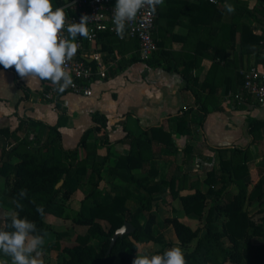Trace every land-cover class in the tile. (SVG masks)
<instances>
[{
    "label": "trees",
    "instance_id": "16d2710c",
    "mask_svg": "<svg viewBox=\"0 0 264 264\" xmlns=\"http://www.w3.org/2000/svg\"><path fill=\"white\" fill-rule=\"evenodd\" d=\"M69 1L71 0H52L53 10ZM116 2L117 0H112L114 5ZM226 3L232 4L235 11L229 13L224 7ZM186 4L197 15L205 16L202 26L197 24L199 27L197 32L202 27L208 37L212 32L214 34L217 32L219 35L220 46L216 50L214 60L219 59L220 62L214 63L213 66L217 75L226 74L227 70L234 66V61L227 57V51L235 48L237 39L243 55L255 56L256 61L252 66L262 63L261 43L264 39V29L261 34L255 33L256 27L253 23L264 27V0H256L253 7L250 6V0H215V2L197 0ZM227 15L230 17L227 18ZM243 19H248L249 22H244ZM190 36L192 33L187 39ZM78 38L83 37L78 36ZM155 38L157 39V34ZM98 40H104L105 45L109 47L117 44V48L134 51L135 54L129 60V64L138 62L137 41H120L111 34L100 35ZM110 50L113 51L114 48L111 47ZM192 52L194 50L187 48L183 54V63L186 66L183 77L188 83V89L194 92L197 103H202L203 116L200 121L202 126L210 113V105L216 104V96L221 84L213 80L200 85L198 79L191 76L190 72L195 62ZM158 54L159 51L153 58L144 62L162 68ZM198 57L202 59L205 56L200 54ZM222 61H224L223 66L220 65ZM92 66L96 67L95 63ZM0 67L3 68L2 65ZM18 78L17 75L15 83L23 92L21 102H28L31 90L23 86ZM232 80L227 82V91L236 93L244 86L245 77L237 72ZM42 83L52 88L48 80H42ZM196 88L207 92L208 96L203 99ZM56 91V106L60 107V98L68 91L66 89L63 92L58 89ZM188 113L186 110L182 117L173 118L175 125L170 131H166L163 127H153L137 136L128 132L124 138L115 142H111L106 131L108 118L96 113L92 116L94 125L81 134L74 148H67L64 144V129L68 124L66 115H60L56 125L34 119H23L17 115L18 126L15 129L0 128L1 136L16 141L9 152L8 160L0 166V179L6 182L7 196L13 201L19 200L22 205V208H17L14 203L11 211L20 218L26 217L35 222L37 229L47 235V219L50 216L65 218V202L70 200L81 187L91 183V190L82 201L81 211L74 218V223L85 226L87 232L76 237V245L62 249L67 255L62 264H116L117 261L119 264H133L135 257L130 250L137 251L139 244L163 240L162 234L155 235L153 231L156 220L153 208L155 203L171 196L173 200H180L182 210L187 216L205 220L204 226L196 230L181 222L176 216L165 220L167 225L174 228L178 239V243L170 248L182 247L186 253L187 264H264V243L255 244L252 241L254 237L264 238V179L249 188L250 184L246 181L250 175L247 165L251 160L249 147L232 148L230 157L221 158L218 168L207 172L204 180L208 187L206 191L199 188V180H192L188 185L187 178L182 182L177 177L158 178L159 169L154 165L155 143L159 142L160 145L171 147L175 144L174 134L189 136L191 122ZM27 124L39 130L41 135L46 133L45 142L41 144L39 136H35L32 141L23 140L20 132ZM248 124L253 141L260 140L264 121L249 119ZM94 136L98 139L91 143L90 140ZM117 143L129 145V154L113 158L112 148ZM98 146H102L107 151L101 160L98 158ZM12 158H18V162H12ZM105 170L107 171L104 172ZM111 176L134 189L120 188L121 185L118 184L110 191H105L101 184ZM62 181L63 185L57 189ZM231 185L237 187V194L229 191ZM21 189L27 190V198L18 197ZM136 189L139 190L138 193ZM186 189L190 192L181 194ZM209 197H212L213 201L211 206L208 202ZM33 200L35 203L31 202ZM131 200H136L139 206L130 208L128 202ZM37 205L44 207L43 217L37 213ZM252 207H256L255 213L263 215L261 225L256 224L250 217L248 209ZM144 215L147 216V220L142 222ZM10 222V217L5 220L0 218V230H10L8 229ZM127 222L135 227V232L119 238L110 251L115 233ZM66 236L67 234H60L56 241L48 246L44 245L43 253H49L55 247L60 249V239ZM223 239H228L231 246H225ZM92 240L100 244L99 249L90 245ZM194 243L196 244L193 247Z\"/></svg>",
    "mask_w": 264,
    "mask_h": 264
},
{
    "label": "crops",
    "instance_id": "0c3cea01",
    "mask_svg": "<svg viewBox=\"0 0 264 264\" xmlns=\"http://www.w3.org/2000/svg\"><path fill=\"white\" fill-rule=\"evenodd\" d=\"M196 1L164 0L162 5H158L159 20L156 34L159 54L157 57L162 68L153 67L139 61L140 59L136 63L129 64L135 52L117 48V44L111 46L114 48L113 51L110 50L109 45H105L104 40H97L95 44L89 45V53L95 50L94 52L100 54L107 67V77L98 78L93 84L92 97L68 92L60 98V107H57L55 101L57 91L53 87L44 85L42 80L21 78L14 67L11 69L0 67V128L15 129L18 126L17 115L23 119H34L56 125L60 115L64 114L68 117L64 136L68 132L81 134L94 125L92 116L99 113L108 118L106 131L111 142H115L124 138L128 132L137 136L153 127H163L166 131H170L175 125L173 118L182 117L187 110L191 122V134L189 136L174 134L175 144L171 147L160 145L159 142L155 143L154 165L159 169L158 178L177 177L181 182L187 178L188 185L192 180H199V188L206 191L208 187L204 180L207 172L213 168L217 169L221 158L230 157L232 148L249 147L251 160L247 165L250 175L246 181L251 189L255 183L264 179V128L261 130V139L255 142L249 133L248 121L249 119L264 121V104H258L253 99L241 101L237 95L243 87L236 93L228 92L227 82L230 79L232 82L237 72L244 76L256 58L254 55H243L237 39L235 48L227 51V57L234 61V66L228 69L226 74L217 75L213 66L214 63L220 62L219 59L214 60L216 50L220 46L219 35L217 32L216 34L212 32L208 37L202 27L197 32L199 28L197 24L202 26L205 16L197 15L186 4ZM229 17L230 15H227V18ZM243 21L249 22L248 19ZM253 26L256 27L255 33L263 32L264 27L261 25L253 23ZM190 33L192 36L187 39ZM187 48L194 50L191 55L195 56L191 76L197 78L200 85L213 80L221 84L216 96V104L210 105V113L202 126L200 125L203 116L202 103H197L194 92L188 89V83L183 77L186 67L183 63V54ZM198 54H203L205 57L199 59ZM116 57H121L126 63H116L114 60ZM89 60L93 63L92 59ZM220 65L223 66L224 61ZM17 75L21 84L31 90L28 102H21L23 92L15 83ZM196 90L203 99L208 96L207 92H203L200 88ZM50 100L54 101L50 102ZM114 129L118 131L116 140H113L111 135V130ZM129 152V145L117 143L112 148L111 156L113 158L119 155L125 156ZM164 174L169 177H164ZM199 174H205L204 178H200ZM104 183L105 181L102 182ZM138 191L136 189L137 193ZM229 191L233 194L238 193L235 185H231ZM188 192L190 191L186 189L181 194ZM167 200L169 196L154 205ZM177 201L181 204L180 200H173V205ZM208 202L211 206L212 197L208 198ZM179 220L183 222L182 219Z\"/></svg>",
    "mask_w": 264,
    "mask_h": 264
},
{
    "label": "clouds",
    "instance_id": "9594fccd",
    "mask_svg": "<svg viewBox=\"0 0 264 264\" xmlns=\"http://www.w3.org/2000/svg\"><path fill=\"white\" fill-rule=\"evenodd\" d=\"M164 0H117L113 9L115 32L124 38L126 26L136 19L141 9L147 7L154 13ZM52 0H0V65L4 69L15 68L21 78L50 80L63 92L73 84L66 70L78 51L77 37H89L90 17L84 15L80 22L68 23L63 7L53 10ZM226 10L234 12V6L226 3ZM65 32L67 35H65ZM27 190L21 189L20 199L27 198ZM35 203V201H31ZM22 208L19 200L13 201ZM37 213L44 216L42 205ZM8 229L0 230V254L10 258L0 264H44L42 259L46 233L42 234L35 222L10 214ZM133 264H187L182 247L175 246L163 253L137 254Z\"/></svg>",
    "mask_w": 264,
    "mask_h": 264
},
{
    "label": "rangeland",
    "instance_id": "374dc122",
    "mask_svg": "<svg viewBox=\"0 0 264 264\" xmlns=\"http://www.w3.org/2000/svg\"><path fill=\"white\" fill-rule=\"evenodd\" d=\"M256 0H250V6H253L251 4H255ZM121 57H116L114 60L116 63L124 64L125 61L122 60ZM138 58L139 52H138ZM142 61V60H141ZM144 62V61H142ZM86 131V130H85ZM84 132V131H83ZM82 132V133H83ZM117 129L111 130L112 139L116 140V133ZM81 133V134H82ZM80 133L75 134L74 132H68L64 136V144L67 148H74L76 144L78 143L80 136ZM20 136L25 141H32L34 140L35 136H39V142L42 144L46 140V133L40 134L39 130H35L32 126H29L28 124L25 125L24 129L20 132ZM96 136L92 137L90 142L93 143L96 141ZM98 139V138H97ZM98 142V141H97ZM16 141L13 139H7L0 135V166L2 163H4L6 160H8V155L11 149L15 146ZM97 152L99 154V159L101 160L104 155L107 154L106 149L102 146H98ZM12 162H18V158H12ZM197 165L195 164V169ZM91 173H89L90 176ZM106 174V173H105ZM166 174V173H165ZM163 175L164 177L168 178V175ZM196 174V173H195ZM205 174H199L200 178H204ZM170 179V177L168 178ZM105 183L101 184L102 188L105 191H110L111 188L115 187L116 185L120 184L121 187L124 188H132L131 186H125V184L122 183V180L115 178L114 176H111L104 180ZM91 190V183L88 185L81 187L78 192L68 201L65 202V218H57L54 216H50L46 221V229H47V235H46V241L45 246L50 245L52 242L57 240V236L60 234H67L66 237H63L60 239V249L53 248L49 253H44L42 259L44 261V264H62L63 260L67 258V255L62 251V249L66 246H74L76 245V237L80 234H85L87 231V228L85 226L76 225L74 223V218L77 217V215L81 211L82 201L86 197V195ZM138 190V189H137ZM172 197L169 196V200L165 202H160L159 204L154 205V214H155V224L153 226V231L155 235L162 234L163 240L161 242H151L148 244H139L137 247V251H132V255L136 258L137 254H157V253H163L164 251L170 249L172 245H175L178 243L177 236L175 234L174 228L170 225H167L165 223V220L167 218H173L178 217L179 219H182L183 222L191 226L193 229H197L200 227H203L205 224L204 219H199L198 217H186L185 213L182 210L181 204L177 201L172 203ZM210 203V202H209ZM13 200L7 196L6 193V182L0 179V218L5 220L7 217H10L11 213H14L11 211V206H13ZM128 206L130 208H137L139 206V203L136 200H131L128 202ZM256 207L249 208V214L252 220L256 223L261 225L262 223V216L261 214L255 213ZM147 220V216L144 215L142 218V222H145ZM253 243L255 244H261L264 243V238L261 237H254ZM223 243L225 246H231L228 239H223ZM90 244L97 249L100 248V244L92 240ZM196 243L193 244V247ZM8 259L7 257H3V255H0V260ZM116 264H119V261L116 262Z\"/></svg>",
    "mask_w": 264,
    "mask_h": 264
},
{
    "label": "built area",
    "instance_id": "2783aa9c",
    "mask_svg": "<svg viewBox=\"0 0 264 264\" xmlns=\"http://www.w3.org/2000/svg\"><path fill=\"white\" fill-rule=\"evenodd\" d=\"M215 2V0H211ZM112 0H71L61 6L65 9L68 23L80 22L84 15L90 17L88 28L89 37L79 39L77 37L78 51L73 59L67 62L66 70L70 74L73 84L66 90L72 94L92 97L93 84L98 78L107 77V67L102 61L100 54L93 51L89 53V45L96 43L100 35L111 34L117 37L120 41H137L139 43L140 60L146 61L159 51L158 41L155 38L157 31L158 13H153L150 8H143L138 13L135 20L126 26V32L123 39L117 36L115 25L113 23ZM65 35L67 33L65 32ZM263 56L262 63L257 66H252L245 73V83L237 98L241 101L253 99L258 104H264V39L262 40ZM86 59H92L96 63H88ZM53 89L56 91L58 85L53 84L50 80Z\"/></svg>",
    "mask_w": 264,
    "mask_h": 264
},
{
    "label": "water",
    "instance_id": "95a60500",
    "mask_svg": "<svg viewBox=\"0 0 264 264\" xmlns=\"http://www.w3.org/2000/svg\"><path fill=\"white\" fill-rule=\"evenodd\" d=\"M86 61L88 63H91L92 61L89 60V59H86ZM63 181L60 182L57 186V189H59L62 185H63ZM135 232V227L131 224V223H125L119 230H117V232L115 233V236L113 237L112 239V243H111V246H110V251L111 249L114 247V245L116 244L117 240L119 238H123L124 236H127V235H131Z\"/></svg>",
    "mask_w": 264,
    "mask_h": 264
}]
</instances>
